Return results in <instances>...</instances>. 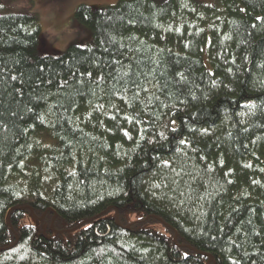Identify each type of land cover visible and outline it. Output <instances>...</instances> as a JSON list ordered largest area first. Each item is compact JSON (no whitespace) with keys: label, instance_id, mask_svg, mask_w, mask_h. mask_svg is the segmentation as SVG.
<instances>
[{"label":"trees","instance_id":"trees-1","mask_svg":"<svg viewBox=\"0 0 264 264\" xmlns=\"http://www.w3.org/2000/svg\"><path fill=\"white\" fill-rule=\"evenodd\" d=\"M74 18L0 7V264H264V0Z\"/></svg>","mask_w":264,"mask_h":264},{"label":"rangeland","instance_id":"rangeland-1","mask_svg":"<svg viewBox=\"0 0 264 264\" xmlns=\"http://www.w3.org/2000/svg\"><path fill=\"white\" fill-rule=\"evenodd\" d=\"M118 0H4L3 10L25 9L34 12L40 22V49L45 54L57 55L72 44L84 46L91 41L90 30L79 24L74 13L80 4L95 8L113 5ZM163 2L165 0H157ZM211 3L212 0H198Z\"/></svg>","mask_w":264,"mask_h":264},{"label":"snow or ice","instance_id":"snow-or-ice-1","mask_svg":"<svg viewBox=\"0 0 264 264\" xmlns=\"http://www.w3.org/2000/svg\"><path fill=\"white\" fill-rule=\"evenodd\" d=\"M3 5H0V7H2ZM259 19V18H258Z\"/></svg>","mask_w":264,"mask_h":264}]
</instances>
